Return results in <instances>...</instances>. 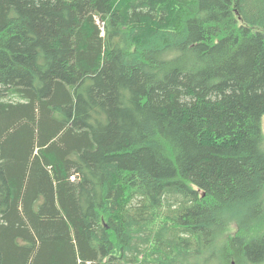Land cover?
Here are the masks:
<instances>
[{
  "label": "trees",
  "instance_id": "trees-1",
  "mask_svg": "<svg viewBox=\"0 0 264 264\" xmlns=\"http://www.w3.org/2000/svg\"><path fill=\"white\" fill-rule=\"evenodd\" d=\"M264 264V0H0V264Z\"/></svg>",
  "mask_w": 264,
  "mask_h": 264
},
{
  "label": "water",
  "instance_id": "water-1",
  "mask_svg": "<svg viewBox=\"0 0 264 264\" xmlns=\"http://www.w3.org/2000/svg\"><path fill=\"white\" fill-rule=\"evenodd\" d=\"M230 264H237L235 260H232Z\"/></svg>",
  "mask_w": 264,
  "mask_h": 264
}]
</instances>
